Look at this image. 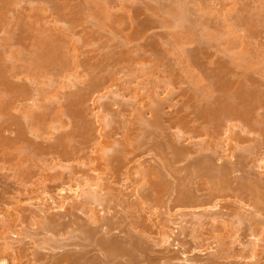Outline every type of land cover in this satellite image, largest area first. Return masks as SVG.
Masks as SVG:
<instances>
[{
  "label": "rangeland",
  "instance_id": "rangeland-1",
  "mask_svg": "<svg viewBox=\"0 0 264 264\" xmlns=\"http://www.w3.org/2000/svg\"><path fill=\"white\" fill-rule=\"evenodd\" d=\"M0 264H264V0H0Z\"/></svg>",
  "mask_w": 264,
  "mask_h": 264
},
{
  "label": "bare ground",
  "instance_id": "bare-ground-1",
  "mask_svg": "<svg viewBox=\"0 0 264 264\" xmlns=\"http://www.w3.org/2000/svg\"><path fill=\"white\" fill-rule=\"evenodd\" d=\"M43 62H44V60H42ZM39 65H43V63L42 62H40V64ZM36 68H34V70H33V72L34 73H37V69H41L43 66H40V67H37V65L35 66ZM17 70H18V68H17V66H15V65H11V66H9L8 67V71H10L11 72V76H17L18 75V73H17ZM13 87H12V89L10 88L9 89V91H8V93L9 94H11L12 95V97H17V98H19L20 96L21 97H24V94H23V89H24V87H22L21 88V86H20V84H13L12 85ZM228 113V112H227ZM231 113V112H230ZM229 114V113H228ZM228 114H226L225 113V115H226V117H235L236 116V114H230L229 116H227ZM239 115V114H238ZM237 115V116H238ZM36 117L34 116V114L33 115H31V116H26V117H24V120H23V122L26 124V125H31V126H33V125H37L38 124V121L35 119ZM7 122H8V124H9V126L11 127V128H13L12 126H17V127H19L17 124H16V120L14 119V117H9V118H7ZM14 129V128H13ZM15 132H17L16 130H15ZM20 136L18 135V133H16V140H20ZM74 186V185H73ZM81 186V185H80ZM79 184L77 185L76 184V186H74V187H71V191H73L74 193H75V196L76 197H79V196H81L82 194H83V192H85L84 190H86V189H79ZM89 186V185H88ZM83 187V186H82ZM91 188V187H90ZM95 188V187H94ZM91 190H94V189H92L91 188ZM95 191V190H94ZM94 191H92V192H94ZM87 192V191H86ZM96 192V191H95ZM93 194V193H92ZM190 199V197H184V198H182L181 200H182V202H185V201H188ZM66 201V200H65ZM179 202H180V204H181V201H180V199L178 200ZM190 201V200H189ZM64 200H63V204H62V206H64ZM120 248V247H119ZM121 250V249H120ZM119 251V250H118ZM121 251H123V250H121ZM120 252V251H119Z\"/></svg>",
  "mask_w": 264,
  "mask_h": 264
}]
</instances>
